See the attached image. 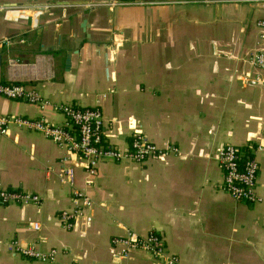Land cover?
<instances>
[{"label":"crops","instance_id":"1","mask_svg":"<svg viewBox=\"0 0 264 264\" xmlns=\"http://www.w3.org/2000/svg\"><path fill=\"white\" fill-rule=\"evenodd\" d=\"M140 1L0 0L39 9L35 29L0 9V39L12 41L1 49L0 82H22L48 102L0 95V114L64 125L58 104L99 107L108 143L126 148L139 133L177 149L141 163L101 161L88 181L77 153L12 125L0 134V188L41 202L0 205V264H120L110 238L126 229L155 230L180 264H264V152L256 150L264 145V82L250 83L264 78L251 61L264 48V2ZM8 58L23 65L10 68ZM226 144L258 161L263 201H237L221 188L217 153ZM66 167L93 200L92 221L71 230L57 218L74 205L59 178ZM13 239L58 255L53 263L26 259L11 251ZM127 264L163 263L133 251Z\"/></svg>","mask_w":264,"mask_h":264},{"label":"built area","instance_id":"2","mask_svg":"<svg viewBox=\"0 0 264 264\" xmlns=\"http://www.w3.org/2000/svg\"><path fill=\"white\" fill-rule=\"evenodd\" d=\"M140 3H142L140 0H108L107 5L114 7ZM0 9L7 21L28 20L31 29L38 27V7L11 5L0 6ZM258 25L264 27V20L259 21ZM260 37L264 41V32ZM11 43L9 38L0 39V53L3 47ZM251 61L264 73V48L255 52ZM7 64L10 68L23 65L15 58H8ZM263 82L264 78L259 75L250 79L253 85ZM0 95L38 104L41 108L48 104L39 92L22 82H0ZM57 109L63 114L66 124H53L43 118L0 114V134H7L12 125L22 130L39 132L59 147L77 153L88 181L96 175L101 161L141 163L148 158L164 156L177 150L174 147H159L139 133L131 137L128 147H118L106 141L103 115L99 107H79L61 103L57 105ZM256 150L264 152V145H258ZM217 159L223 171L221 186L223 191L237 201L249 204L263 201V197L257 192L259 163L254 156L242 158L238 147L226 144L218 151ZM59 178L62 183L71 187L74 204L71 209H63L57 213L61 227L71 230L81 220L89 224L92 221L90 211L93 207V200L86 191L75 186L74 169L72 167L63 168L59 173ZM40 202L41 197L38 194L17 188H0V205H39ZM32 228L38 229L39 226L33 223ZM110 246L112 256L119 260L120 264H127L133 251L146 252L154 258L162 259L163 264H180L178 256L166 251L161 235L155 230L141 234L133 229H126L123 234L110 238ZM9 247L14 254L43 263H53L58 255L56 248L41 250L33 244L22 245L16 239L9 242Z\"/></svg>","mask_w":264,"mask_h":264},{"label":"water","instance_id":"3","mask_svg":"<svg viewBox=\"0 0 264 264\" xmlns=\"http://www.w3.org/2000/svg\"><path fill=\"white\" fill-rule=\"evenodd\" d=\"M76 46L77 47L79 46L78 42L76 43ZM68 65H69V55L66 57V66L68 67Z\"/></svg>","mask_w":264,"mask_h":264}]
</instances>
